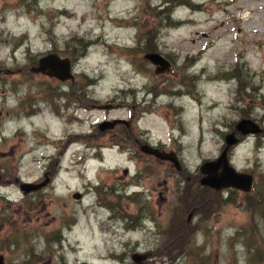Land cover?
Wrapping results in <instances>:
<instances>
[{
  "label": "rangeland",
  "instance_id": "1",
  "mask_svg": "<svg viewBox=\"0 0 264 264\" xmlns=\"http://www.w3.org/2000/svg\"><path fill=\"white\" fill-rule=\"evenodd\" d=\"M48 55L73 78L33 71ZM18 101L35 106L21 116ZM106 116L128 123L100 130ZM244 118L262 131L237 132L228 160L252 189L201 185L200 166ZM133 254L264 264V0H0V255L137 264Z\"/></svg>",
  "mask_w": 264,
  "mask_h": 264
},
{
  "label": "water",
  "instance_id": "2",
  "mask_svg": "<svg viewBox=\"0 0 264 264\" xmlns=\"http://www.w3.org/2000/svg\"><path fill=\"white\" fill-rule=\"evenodd\" d=\"M145 58L150 60L155 65H160L157 71H164L165 69L169 68L168 62L157 53L145 54ZM45 69H49V71L60 80L73 78L71 72L69 71V61L67 59H61L56 55H48L41 58L39 60V67L33 68V71L40 72ZM119 121L121 120L104 121L100 123V130L113 128V126ZM261 131L262 130L259 125L253 120L244 118L237 122L232 132L225 136V146L220 155L214 160L203 162V164L200 166V172L205 174V176L199 180L201 185L208 186L216 190L233 187L245 192L250 191L254 182L253 176L237 171L228 160V151L235 143L238 142V138L235 136L237 132H240L242 135L249 133L254 135L259 134ZM140 149L141 151L153 155L156 158L170 160L175 163L177 168L179 167L178 158L175 154H169L165 151H160L149 144H142ZM45 183L46 181L40 184L22 182L20 184V189L24 193H28L30 191L39 189ZM74 197L76 199H80L81 194L76 193ZM192 212H190L187 217L188 221L191 219ZM145 257V255L133 254L132 260L139 264L141 260L145 259ZM0 264H5L3 255H0Z\"/></svg>",
  "mask_w": 264,
  "mask_h": 264
},
{
  "label": "flooded vegetation",
  "instance_id": "3",
  "mask_svg": "<svg viewBox=\"0 0 264 264\" xmlns=\"http://www.w3.org/2000/svg\"><path fill=\"white\" fill-rule=\"evenodd\" d=\"M60 81H61V80H60ZM63 81H65V80H63ZM29 105H31V106H33V107L35 106L34 103H30V102H29V104L26 105L24 101H18V104H17V111H18L19 113H18V112H17V113L20 114L21 116H23L24 114H21V113H25L26 111H28L27 109H28V106H29ZM99 107H100V108H103V106H99ZM21 109H22V111H21ZM103 109H104V108H103ZM106 120H121V121H119V122L116 123V125L114 126L113 129H115L117 126L120 127V125H121L122 123H125V124L128 123L124 118L114 117V118L107 119V116H106V117H104L103 119L97 121L96 124L99 123V122H101V121H106ZM20 129H21V128H18V131H19ZM113 138H114V137H111V140H113V141H115V142H118V143L121 142L120 139L114 140ZM143 141H144V143H148L149 145H151V146H153V147L159 149L160 151H164V150H163L164 147H163L162 145H160V144L150 143V142H148V141L145 140V139H143ZM133 142H134L136 145L139 146V144L142 142V139H141L140 137L133 136ZM39 143H41V142H39ZM35 147H37V146L35 145ZM51 147H52V146H51ZM54 147H55V146H54ZM55 148H56V147H55ZM50 156H51V154H49L48 156H44V157H47V159H48V157H50ZM46 179H47V181H46V183H45L42 187H40L41 189H43V188H45L46 186L49 185L51 178H50V177H47ZM42 181H44V180H41V181H40V180H35V181H33V182L36 183V184H39V183H42ZM39 190H40V189H39ZM78 193H79V192H78ZM80 194H81V193H80Z\"/></svg>",
  "mask_w": 264,
  "mask_h": 264
},
{
  "label": "bare ground",
  "instance_id": "4",
  "mask_svg": "<svg viewBox=\"0 0 264 264\" xmlns=\"http://www.w3.org/2000/svg\"><path fill=\"white\" fill-rule=\"evenodd\" d=\"M175 92H179V90L177 89V90H175ZM191 200H192V201H195L194 198H192ZM176 232H177L176 229L171 228V227H168V231H167V233L169 234V237H170L171 235L175 234ZM168 234H166V235L168 236ZM155 259H158V258H155Z\"/></svg>",
  "mask_w": 264,
  "mask_h": 264
},
{
  "label": "trees",
  "instance_id": "5",
  "mask_svg": "<svg viewBox=\"0 0 264 264\" xmlns=\"http://www.w3.org/2000/svg\"><path fill=\"white\" fill-rule=\"evenodd\" d=\"M166 20H168L169 19V15L166 13L165 14V17H164ZM202 199V196H199V198H198V200L197 201H195L196 203H198V202H201L200 200Z\"/></svg>",
  "mask_w": 264,
  "mask_h": 264
}]
</instances>
